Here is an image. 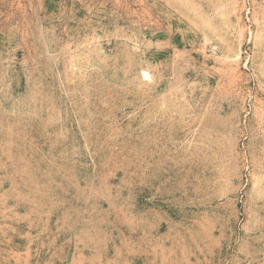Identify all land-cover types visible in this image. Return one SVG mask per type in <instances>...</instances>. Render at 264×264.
<instances>
[{"label": "rangeland", "instance_id": "rangeland-1", "mask_svg": "<svg viewBox=\"0 0 264 264\" xmlns=\"http://www.w3.org/2000/svg\"><path fill=\"white\" fill-rule=\"evenodd\" d=\"M0 264H264V2L0 0Z\"/></svg>", "mask_w": 264, "mask_h": 264}, {"label": "built area", "instance_id": "built-area-1", "mask_svg": "<svg viewBox=\"0 0 264 264\" xmlns=\"http://www.w3.org/2000/svg\"><path fill=\"white\" fill-rule=\"evenodd\" d=\"M243 2H244L245 10L249 15L253 10L255 2H264V0H243Z\"/></svg>", "mask_w": 264, "mask_h": 264}]
</instances>
